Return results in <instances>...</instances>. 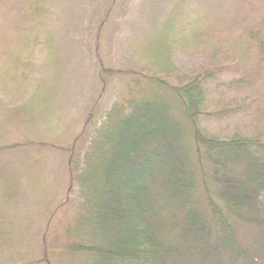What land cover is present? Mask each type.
I'll return each instance as SVG.
<instances>
[{"label":"trees","instance_id":"trees-1","mask_svg":"<svg viewBox=\"0 0 264 264\" xmlns=\"http://www.w3.org/2000/svg\"><path fill=\"white\" fill-rule=\"evenodd\" d=\"M233 1L158 0L127 23L122 68L101 43L112 3L98 77L115 100H96L67 146L60 66L79 64L86 0H0V253L30 248L43 223L25 264H264V0ZM204 53L223 62L177 63ZM52 164L68 169L56 204ZM22 203L39 208L25 223Z\"/></svg>","mask_w":264,"mask_h":264},{"label":"rangeland","instance_id":"rangeland-1","mask_svg":"<svg viewBox=\"0 0 264 264\" xmlns=\"http://www.w3.org/2000/svg\"><path fill=\"white\" fill-rule=\"evenodd\" d=\"M13 1V0H5ZM17 1V0H14ZM68 0H60V3L64 6L67 5ZM163 2V1H162ZM242 0H234L232 5L238 6ZM113 3V5H112ZM143 0H86V12L82 20L81 30L79 36L82 40L81 56L78 60L79 64L77 69H72L73 60L71 59V53H67L63 59L61 67V76L58 82L59 87L65 92L64 103L71 105L68 106L69 112L64 115L62 125L59 128L61 132L64 128H69V139L66 138L65 144L68 146L69 142L74 139L84 124L85 118L89 109L94 102L98 100L104 106H110L115 100V90L113 87H109L102 93V86L98 77L99 70V58H98V44H97V30L101 21L106 17L107 8L112 5V13L109 14L107 19V28L104 31V41L102 45L105 47L106 54H108L111 65L117 68L127 66L125 57H127V42L130 37V29L127 25L131 23H143L144 17L152 16L155 14V10L160 8L161 3L158 0H149L145 3V9L141 16L140 11L142 9ZM244 4V2H242ZM2 4H0V9ZM3 9V8H2ZM7 13V11H6ZM106 27V26H105ZM100 43V44H101ZM38 62L40 65H44L45 61L42 56H39ZM223 58H212L210 55L204 54H184L177 58V63L182 67L186 73H194L198 69H204L213 65L214 63H222ZM74 68V67H73ZM74 70V71H72ZM74 75L70 77V75ZM47 75H50L47 73ZM116 82H114V85ZM63 103V102H62ZM66 110V109H65ZM63 116H61L62 118ZM63 143V141H61ZM54 162L63 160L64 154L61 151L54 149L50 152ZM68 169L66 164H52V169L49 177L51 178L46 185V189L50 191L53 203L56 204L63 201L68 194L69 182L66 181ZM70 196L73 199L77 198V186L72 188ZM27 200L34 201L29 195L26 196ZM23 202V200H22ZM22 203V210H19L21 223L28 222L29 216L27 212H32L39 208L33 207L24 209ZM50 210H53L51 208ZM41 213V212H40ZM33 216V215H32ZM41 218H45V210L40 214ZM32 219V217H31ZM44 224H40V228L36 231H29L30 240L33 235V242L31 247H28L29 242L26 244V249H13L6 255L5 252L0 253V264H25L29 261H37L42 254V239ZM43 234V235H42ZM23 243V241H20Z\"/></svg>","mask_w":264,"mask_h":264}]
</instances>
